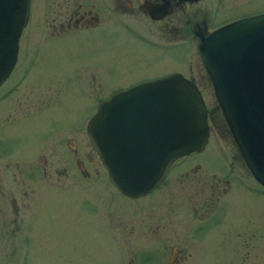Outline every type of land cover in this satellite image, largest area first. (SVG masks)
<instances>
[{"label":"rangeland","instance_id":"rangeland-1","mask_svg":"<svg viewBox=\"0 0 264 264\" xmlns=\"http://www.w3.org/2000/svg\"><path fill=\"white\" fill-rule=\"evenodd\" d=\"M222 1L227 14L264 10V0ZM39 3L30 2L12 79L29 61L30 68L19 91L0 102V112L4 111L0 131L6 134L13 116H24V111L29 115L34 108L14 113L10 104L45 99L50 106L54 97V133H43L39 145L54 148L52 160L60 174L54 183L41 185V228L30 244L26 264H124L130 257L134 262L136 257L146 258L142 264H161L172 246L177 264H264V192L254 191L259 185L231 151L236 147L223 125L208 122L204 149L177 159L162 184L143 197L127 198L113 188L96 153H90L89 177H82L75 162L64 158L70 152L69 140L85 147L83 127L98 98L140 78L162 74L176 63L167 62L162 49L140 43L119 26L102 30L104 42L54 37V0H47L44 7ZM133 19L138 31L152 27L145 16ZM93 82L101 85L100 91L94 92ZM201 95L207 110L213 109L212 91ZM42 109L47 117L44 103ZM0 139H5L2 133ZM20 148L15 153H21ZM13 155L0 157V178H9L1 166L6 168ZM80 159L87 164L86 157ZM212 183L218 185L214 197L219 199L211 215L212 206L207 204L205 211L198 206L214 193ZM200 225L209 231H195ZM207 234L209 246L201 248ZM2 244L0 264H17L22 258L18 237H5ZM7 245L17 246L15 252L8 253Z\"/></svg>","mask_w":264,"mask_h":264},{"label":"water","instance_id":"water-1","mask_svg":"<svg viewBox=\"0 0 264 264\" xmlns=\"http://www.w3.org/2000/svg\"><path fill=\"white\" fill-rule=\"evenodd\" d=\"M29 1L0 0V84L16 61ZM199 55L238 152L264 186V11L213 30ZM208 133L200 92L177 73L111 94L86 123L108 181L129 198L150 192L178 157L202 150Z\"/></svg>","mask_w":264,"mask_h":264},{"label":"flooded vegetation","instance_id":"flooded-vegetation-1","mask_svg":"<svg viewBox=\"0 0 264 264\" xmlns=\"http://www.w3.org/2000/svg\"><path fill=\"white\" fill-rule=\"evenodd\" d=\"M38 1L42 7L47 5V0ZM222 6V0H54V37L77 41L92 40L101 42L103 40L104 42L106 33L103 32L102 36V30L109 32L111 26H119L140 43L162 49L168 57L165 60L176 63L174 67L166 69L162 74L140 78L135 83L123 87V89L143 81L177 73L194 83L200 92L213 91L200 59V43L215 28L235 19L261 12H248L238 15L227 14ZM225 14L227 15L224 16ZM138 15L145 16L152 27L145 29L137 26L139 31L140 29L141 31L136 30L134 23L138 22L133 17ZM29 62L25 64L24 68L20 70L14 79H12L13 67L7 78L0 85L1 103L4 102V98L9 93L19 91L18 86L21 85L30 68ZM93 87L95 89L94 92L100 91L102 88L99 83L95 82L92 83V89ZM39 91H43V87ZM50 91L54 93V88L50 89ZM116 91L119 90L110 91L106 96L98 98L95 101V107ZM42 103L48 107L49 115L47 117L42 116ZM50 104L49 106L45 99L19 100L17 103L10 104L14 108L11 112L14 113H16V109L29 106L34 108L31 109L29 115H26L24 111V116H13L12 120L14 122L10 120V125L6 128V134L0 131L5 138L0 139V157L8 154H14L13 156H15V159L8 160L6 158L8 160L6 168L4 164L1 166L6 177L8 176L9 178H0V247L4 246L5 248V245L2 244L5 237H18L22 258L17 260V264H26L30 244L33 239H37L36 236L38 234H36V231L41 228V201L43 195L41 185L42 183H54V176L56 178L58 173L60 174L52 160L53 154L56 155L54 148L45 149L39 145L43 133H54V97L50 100ZM35 108H38V110ZM207 120L210 124L223 125L229 133L217 104H215L213 109L207 110ZM49 124L53 126L50 127ZM85 127H83L82 138L83 136L87 138ZM45 128L46 130L44 131ZM75 131L76 129L72 128L71 132ZM82 141L85 147L79 148L74 146L72 140H69L71 148L68 151L70 152L66 153L64 158L67 156V159L70 158L75 162L82 177H89L92 163L90 153H95V151L90 147L88 138L87 141L84 138ZM19 147H21L19 150L21 153H15ZM231 151L241 161L245 171L249 173L237 148H233ZM82 157H86V165L82 163L80 159ZM173 167L174 163L171 164L164 178L152 191L162 184ZM195 167H191V169L194 171ZM255 183L257 182L255 181ZM211 187L214 193L203 202L204 206L200 204L198 209L205 211L208 204L212 206V215L218 208L219 198L218 196L214 197L216 193L218 194L217 183H212ZM254 191L261 194L264 192V187L259 185V188H254ZM217 220L218 218H216ZM206 228L205 225H200L196 227L195 231L204 234L209 231V228ZM210 238V235L206 236V239L203 238L199 246L201 248L208 247L209 245L207 244ZM16 247L7 245V252L10 254L14 253ZM171 256L173 257L171 264H177L176 247L174 246L171 247L168 259L161 264H167ZM10 257L12 258L13 255H10ZM145 260L146 258L136 257L134 262L130 257L124 261V264H142Z\"/></svg>","mask_w":264,"mask_h":264}]
</instances>
